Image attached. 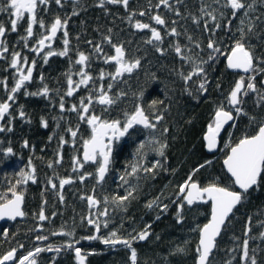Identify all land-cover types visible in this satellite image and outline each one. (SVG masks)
I'll list each match as a JSON object with an SVG mask.
<instances>
[{
    "label": "trees",
    "instance_id": "obj_1",
    "mask_svg": "<svg viewBox=\"0 0 264 264\" xmlns=\"http://www.w3.org/2000/svg\"><path fill=\"white\" fill-rule=\"evenodd\" d=\"M223 2L224 0H221L220 5L214 3V0L181 2L180 9L185 5L183 13L188 16L190 24H175L180 35L173 37L172 44L169 46V54L154 57L150 62L144 63L140 71L125 83V95L118 107L117 117L119 119H125L124 114L134 111L137 104H142L150 118L153 114H162L164 118L157 123L155 131L150 129L133 131L122 144L116 147L112 161L113 184L108 193L104 194L99 191L97 194L102 202L100 207L108 209V216H98V213L103 210L87 209L86 205L80 203L77 209L73 210L68 202L61 206L60 210L49 212L50 215L56 213L55 218L43 224V229L51 232H59L62 228L65 231H74V237L70 239L78 240L83 249L97 251L87 256V264H131L129 249L119 246L116 247V251L103 252L107 249L101 248L102 242L99 240L89 243L82 239V237L93 235L95 231L94 226L87 223L90 212L92 218H97L101 223L98 233L101 237H107L111 231H117L121 237L130 238L143 230L146 225L151 226L149 238L145 242H133V247L137 250V264H195L199 232L193 229L207 222L210 206L203 203L188 207L185 204L181 210L183 219L178 222V206L182 201V198L177 196L178 185L194 168L207 160L212 161L211 165H206L196 173L193 179L205 185L219 177L222 184H229V177L222 168V160L229 151L227 148L226 151L221 152L226 140L224 134L231 129V144H235L242 135L252 134L251 131L256 129V125L250 126L248 117L242 115L235 121L236 126L229 127L220 137L219 149L215 154H208L204 149L203 135L207 125L211 122L216 107L221 102L226 103L228 93L240 77L228 71L224 63L225 54L239 35L234 34L233 30L236 21L234 23L232 21L230 26L225 27L228 25L229 18L227 22H224L222 19L225 16L223 18L219 16L220 11L224 13L230 11L229 8L221 7ZM0 4L7 6L5 0H0ZM205 5L209 6V11L218 9L215 14L219 22H223L221 27L215 31L214 37L211 31L204 29V20L209 21L210 30L215 27V22L204 17L200 11ZM260 7L259 13L256 14V17L260 18L259 24L256 25L255 31L249 34L248 43L254 46L256 56L264 58V4ZM192 16L202 17L199 25L193 23ZM9 18V12H0V23L5 24ZM189 35L192 36L193 41L200 43L199 48L187 39ZM210 37L219 42L224 54L219 55L215 62L209 61L205 65L208 90L200 93L197 89L201 77L193 76L192 80L186 84L180 75V73L187 75L191 72L194 67L193 63L182 60L175 53L173 46L179 43L184 49L183 54L192 56L198 63L201 59L207 60L210 51L207 43ZM260 67H264V63L260 64ZM261 79L262 77L258 75L255 82L258 88L264 90L260 85ZM142 91L144 95L141 97L139 94ZM255 99V94L245 96L242 107L257 120L264 119V106H257L254 103ZM153 100L163 101V103H158L155 108H149ZM164 128L168 129L166 133H163ZM153 137L155 140L167 143L166 159L154 150L159 145L155 143ZM142 144L143 147H141ZM156 160H160L163 167L155 169L152 173L142 170L144 167L151 168ZM133 165L140 167L136 174L129 175ZM124 174L129 177L127 183L120 180ZM133 189L132 198L125 201L122 206L113 203V197L124 196L127 191ZM80 193H78L79 196ZM105 197L108 198L107 204ZM157 197L159 200L156 205L152 208L146 207ZM164 204L168 205L167 211L161 209V205ZM249 217H251L249 236L253 237L249 240L250 255L251 250L256 249L258 264H264V238L260 237V233L264 232V227L261 226V222H264V180L249 192L246 200L234 209L216 242L215 251L209 259L210 264H226L229 260L232 264H242L241 251L237 245L242 244L245 238L244 231L249 224ZM105 219L108 220L107 228L103 227ZM28 223L30 226L26 234L21 222L13 226L12 232L7 231V235H4V230L0 228V256L8 252L12 246L16 248L22 240L25 241V246L18 251V257L37 245L64 244L63 238L57 242L51 240L49 236L48 239H50L46 242L34 243L36 233H33L32 225L36 224L35 217L28 215ZM12 239L13 245L10 246ZM178 248L184 251L179 252ZM61 256L55 264H76L73 256L64 254Z\"/></svg>",
    "mask_w": 264,
    "mask_h": 264
},
{
    "label": "snow or ice",
    "instance_id": "obj_2",
    "mask_svg": "<svg viewBox=\"0 0 264 264\" xmlns=\"http://www.w3.org/2000/svg\"><path fill=\"white\" fill-rule=\"evenodd\" d=\"M180 0H177L179 3ZM6 7L4 4H0V12H9L11 17L10 20L11 31L16 32L18 22L23 20L27 16V28L26 35L21 37L25 43V47H28L29 38L34 36V25H39L41 29H45L46 25L42 18L38 19L37 13L40 11V6L48 5L49 0H5ZM55 3L63 7L62 0H55ZM214 3L220 5L221 0H214ZM78 0H73V15H78L76 7ZM106 4H122L125 9L128 8L129 0H99L98 6L104 7ZM256 4H264V0H224L221 7L230 8L232 10V16L236 17L237 13L243 11L244 17H249V23L247 25V31L244 27H240L237 31L240 33L239 38L235 39L230 47V50L225 54L226 56V67L231 70H240L246 75H241L234 83V86L228 93L226 97V103L221 102L214 111V116L211 122L207 125V130L203 136L205 146L208 151H213L218 148L219 137L222 130L225 126L234 127L235 121L240 116H247L249 120V125H256V131L253 134H244L235 144L230 142L226 145L229 149L226 157L223 160V166L226 169V173L229 175L230 183L224 185L221 183L220 178L217 177L214 180L208 182L205 185H201L199 181L194 180L193 177L203 169L206 165L210 166L212 161L207 160L204 163L200 164L197 168H194L187 176V178L178 185L179 191L177 193L178 198L182 197V201L178 206V222L183 219L181 215V210L185 204L191 206L197 202H203L205 204L210 203V218L202 226L197 225L194 228V231L199 232V242L196 247L197 260L196 264H210L209 257L210 254L216 248L217 238L220 236L223 226H225L226 221L230 219L231 214H233L234 209L237 208L244 200L247 199L248 194L251 190H254L259 186L260 182L264 180V119L257 120L255 116L249 115L245 109L242 107L244 103V97L249 94H255L256 99L254 103L257 106H264V90L257 87L256 77L257 75L264 73V67H260V64L264 63V58L256 56L254 46L248 43V36L250 33H253L256 28L255 21L250 19V12L255 10ZM161 5L166 8L173 7L169 4V0H159V3L156 5L159 8ZM209 6L205 5L200 9L204 17H208L211 21L215 22V27L211 30L209 29V21L204 20V29L205 31H211L212 36L214 37L215 31L221 27V24L218 20L217 15L215 14L217 10L209 11ZM176 14L180 15L179 9H176ZM136 13L132 12L128 16V20L132 23ZM139 15L143 16L145 13L141 11ZM225 13L223 11L219 12L220 18H223ZM193 23L199 25L202 17L192 16ZM70 17L61 19L59 15L55 17L50 26H47L46 33H42L39 38L36 40V43L30 49L32 52L36 53L37 56L42 55V60L46 64L49 61L50 57L60 56L66 57L69 55V39L67 32V24ZM259 17H256V20H259ZM151 20L155 21L157 25H166V21L162 18L161 15L156 14L151 16ZM245 21L241 18V25H244ZM175 24V21H173ZM231 20H229L228 25L230 26ZM132 27L137 30L149 29L151 32V38L148 39L147 43L154 44L162 42L161 32L156 28L152 27L149 23H142L139 20H135L132 23ZM63 30V49L56 51L52 49V41L57 37V33ZM111 33V29L108 30ZM6 34V28L3 23H0V58H3L4 54L8 52V48L3 37ZM170 36H178L180 33L177 31L176 27H172L168 33ZM187 39L194 43L197 48L200 47V43L193 41L191 35ZM104 42L111 45L114 49V55L104 56V62L115 63V71L113 73H105L101 70L99 74V79L102 81L106 75L110 76L113 81L118 80L124 74L132 73L135 69L140 67L141 61L139 58L129 60L126 56V50L122 43L114 44L112 43L111 35L104 37ZM89 44H92V41H88ZM175 53L181 57L185 62L191 61L194 65L193 70L187 75L180 73L182 79L187 84L188 81H191L193 76L201 77V80L198 84V92L204 93L207 92L208 76L206 72L205 65L209 61L215 62L219 55L224 54L222 48L218 41L210 37L207 43V48L210 50L207 60H199L197 63L192 56H185L183 54L184 49L182 46L177 43L174 46ZM45 49H48L45 51ZM156 50L161 54L164 53V49L161 47H156ZM103 51L101 45L98 43L94 46L95 53H101ZM190 51V49H189ZM90 56L85 54L82 51L77 52V59L74 61V64L80 65L78 72L73 73L71 67L68 72L65 73L67 78V91L64 95L60 96L59 109L61 112L65 111V98L72 97L81 86H87L89 82L94 80L93 76L87 70L89 67ZM36 59L31 61L29 65L28 57L21 56L20 52H13L10 67L15 69V83L14 86L8 90L7 99L3 102H0V120H4L5 116H10V108L12 104L16 101V95L21 92L22 89H25L23 94L25 96H45L49 95L51 91L48 86L45 84L42 89L36 92H28L26 90L28 83L33 81V70L36 66ZM73 74L79 77L78 80L73 79ZM40 80L43 82L44 76L40 75ZM7 88L5 81H0ZM261 84L264 85V81H261ZM219 87V85H217ZM113 88V84L109 83L107 85V90H105L104 85L101 84L98 89H95L97 92L96 96H93L91 93L87 97H81L79 105L72 104L67 111L77 112L80 121L86 122L90 126V136L87 139H83L82 148V160L79 156L72 157V171L78 172L80 169L84 168V165L88 162L98 163L96 169V178L97 183L103 182L105 179L106 173L109 171V166L112 162L113 154V145L115 141L120 140L124 137L130 129L134 126L142 125L145 129H150L155 131L157 129V123L163 120L162 114H153L150 118L149 114L146 113L145 108L142 104H137L134 111L131 113L126 112L125 119L122 122L119 119L107 120L103 119L100 115L95 114L94 111H91L94 101L101 106H111L120 99L121 96L125 93L121 92L117 96L113 97L109 93ZM187 90V89H186ZM141 97L144 95L143 91L139 94ZM87 100V103H85ZM11 102V103H10ZM163 101L153 100L149 104V108H155V106ZM18 115L20 118L30 122L26 113L23 111V106H21ZM53 119H57L53 117ZM11 124V120H9ZM41 126L44 128L48 127V121L41 117ZM59 127V124H57ZM11 132V127H5L3 124H0V133L2 132ZM66 131L70 133L72 137L71 143L75 145L76 137L79 131V125L76 129H73L69 126ZM168 131L167 128L163 129V133ZM53 137L49 136V140ZM155 140V137L152 138ZM69 141L65 140L64 136L61 135L59 139L58 151L56 152V160L49 161L48 167L53 168L54 163L60 164L63 160L62 148ZM155 143L159 145L158 148L154 149L159 156L165 157V149L167 148L166 142H160L155 140ZM23 147H28V141L23 142ZM143 147V144L141 145ZM4 156L10 157L14 155L12 147H8L4 153ZM99 158V159H98ZM140 166L133 165L132 171L129 175L136 174ZM163 165L160 160H156L151 168L144 167L142 170L146 173H152L155 169L161 168ZM54 175H56L54 173ZM92 173H84L79 175L78 179L83 182L86 177L91 176ZM20 178L16 181V185H26L29 182L33 184L36 183V169L32 164L31 158L28 160L27 171L24 169L20 170ZM59 179V199L61 202L64 200L63 189L65 185H70L74 182L71 176L63 178L58 177ZM121 180H124V177L121 176ZM48 184L51 185L52 189H56L57 185L51 177L48 178ZM125 183L127 181L125 180ZM16 185L9 189L11 193V199H6L0 197V220L5 218L9 220H16L18 217H24L26 215L25 211L22 208L24 203V192L16 191ZM133 191H127L124 196H115L112 198L113 203L117 206H122L125 201L129 200L133 196ZM82 199H87L90 208L100 204V201L95 198L94 195H89L86 197H81ZM159 197L155 200L150 201L146 207L152 208L157 204ZM108 198L105 197V203L107 204ZM46 203V201L44 202ZM162 211H167L168 205H161ZM56 213H53V216ZM98 216H108V209L105 208L103 212H99ZM48 217L45 215L43 206L38 214L39 221H45ZM159 219V217H157ZM87 223L94 226L97 234L82 237L86 240H100L104 245L115 247L117 245H123L130 250V262L131 264H137V250L133 247L134 241H145L150 235V225H146L143 230L136 233L135 235L130 236V238H124L118 235L117 231H111L107 237H101L98 235L101 229V223L97 218H92V213L90 212L89 217L87 218ZM251 217H249V224L246 226L244 231V240L242 244H238L237 247L241 251L240 260L242 264H258L256 257V249L249 250V240L253 237L249 236L251 231ZM261 226L264 227V222H261ZM42 225H38V228L42 229ZM103 227H108V220L103 221ZM51 235H63L69 238L74 237V231H65L63 228L59 232H52ZM4 235H7V229L4 230ZM260 237L264 238V232L260 233ZM159 237H157L158 239ZM48 236L38 235L36 236L37 241L47 240ZM239 240V238H235ZM79 244L78 240L70 239L67 243L60 246H53L49 244L46 247H35L34 250L28 251L27 254L19 257L18 260L15 259L17 255V248H12L10 251L6 252L3 256H0V264H8V262H13V264H37L36 257L43 252H55L60 253L62 249L69 250L74 249L75 258L78 264H85V259L88 255L93 253L84 252L82 253L81 248L76 245ZM23 248V245L19 246ZM177 251L183 252L184 249L178 248ZM235 251V249H233ZM53 264H55V257H53ZM226 264H232V261L229 260Z\"/></svg>",
    "mask_w": 264,
    "mask_h": 264
},
{
    "label": "flooded vegetation",
    "instance_id": "obj_3",
    "mask_svg": "<svg viewBox=\"0 0 264 264\" xmlns=\"http://www.w3.org/2000/svg\"><path fill=\"white\" fill-rule=\"evenodd\" d=\"M183 1L186 2V0H180V2L177 3V0H169V4L173 6L170 10L163 5L157 8L156 5L159 3V0H129L127 9H125L122 4H106L104 7H99V0H78L76 7L78 15H73V0H62L63 7L57 5L55 0H49L48 5L40 6V11L37 13L38 19L42 18L47 28L57 15H59L62 20L66 17H70L67 24L70 43L68 56L50 57L46 64L42 60L43 53L37 56L36 53L30 50L32 46L35 45L39 36L42 33H46V28L41 29L38 24L34 25V36L29 38L28 47H25V43L21 37L26 35L27 16L18 22L17 31L12 32L10 20L13 17H11L9 13L10 18L9 21L7 20L4 24L6 34L3 37L8 52L4 54L3 58H0V81H5L7 88H5L3 83H0V102L7 99L8 90H10L15 83V69L10 67L13 52H20L22 57L27 56L29 65L33 59L37 61L33 70V81L28 83L26 90L28 92H36L42 89L46 84L51 91L47 97L25 96L23 94L25 89H22L21 92L16 95V101L10 108L11 115H6L4 120H0V124H3L6 128H12L11 132L5 131L0 133V197L6 199L12 198L9 189L16 185V181L20 178V170L24 169L27 171L29 158H31L32 164L35 166L37 177V181L34 184L29 182L26 185H16V191L24 192V203L22 208L26 215L22 217V219L13 222L0 223V228L12 232L14 230L13 226L21 222L25 227L24 230L26 234L28 232L27 228L30 226L28 223V215H30L33 218L35 217L36 224L32 226L34 227L33 233H36V236H49L51 240L58 242L64 237L63 235H51V231H47L43 229V227L42 229L38 228V225L43 226L48 220L55 218V215H50L49 212L60 210L61 206L67 202L71 204L73 210H76L78 203H80L86 205L87 209H92L94 211L101 209L104 211V209L100 207L102 202L97 194L99 191L104 194L110 191V187L113 184L112 162L109 166L108 173L105 175V179L101 183H97L96 178L98 163L88 162L84 165V168L80 169L78 172L72 171V157L74 155L79 156L82 160V143L83 139H87L90 136V126H88L86 122L79 120L77 112L67 111V109L70 108L72 104L79 105L80 98L87 97L89 93L96 96L97 92L95 89H98L101 84L104 85L105 90H107V85L109 83L113 84V88L109 93L113 97L121 92L124 93L126 90L125 83L140 71L144 63L150 62L154 57H163L169 54V46L172 44L174 36L168 35V31L172 27H175V24H190L188 16L183 13V7L185 5L180 9V3ZM176 9H179L180 15L176 14ZM229 10V12L225 13V17L222 21L227 22L229 18V20L234 23L236 17L232 16V10L230 8ZM141 11H143L145 15H139ZM132 12L136 13L132 23H134L135 20H139L142 23H149L152 27H156L161 32L163 38L162 42L154 44L147 43L148 39L151 38V32L149 29L137 30L132 27V23L128 20V16ZM156 14L161 15L162 18L165 19L166 25H157L155 21L151 20V16ZM173 21H175V24H173ZM222 21L220 24H223ZM109 29H111V33L108 31ZM108 35H111L112 43L123 44L126 50V56L129 60L139 58L141 61L139 68L135 69L130 74H124V76L116 81H113L108 75H106L102 81L99 79L101 70L105 73H113L115 71L114 62L107 64L104 62L105 54L114 55V49L111 45L104 42V37ZM63 39V30H61L57 33V37L54 41L51 42L52 49L56 51L62 50L64 47ZM88 41H92V44H89ZM98 43L101 45L103 51L97 54L94 52V46ZM156 47L163 48L165 50L164 53L161 54L158 52ZM47 50L48 49H45V51ZM78 51H82L90 56L87 70L93 76L94 80L89 82L86 87L81 86L72 97H67L65 95V111L61 112L59 109L60 96L66 93L68 87L65 73L68 72L70 67L73 73L78 72L81 67L80 65L74 64V61L77 59ZM41 74L44 76L43 82L40 80ZM73 79L78 80L79 77L73 74ZM121 99H123V96H121L116 103L107 107L101 106L94 101L91 111H94L95 114L100 115L103 119H119L117 114L118 107L122 102ZM85 103H87V100H85ZM21 106H23V111L26 113L30 122L19 117L18 112ZM41 117H44L48 121L47 128L41 126ZM53 117L57 119H53ZM9 120H11V124H9ZM121 121L123 122L124 119ZM57 124H59V127H57ZM77 125H79V131L75 138V145H73L71 143L72 137L66 129L69 126L76 129ZM140 129L142 128L135 126L130 129L124 137L114 142L112 161L116 147L122 144L131 132ZM61 135L64 136L65 140L69 141V143L65 144L62 148L63 160L60 164L54 163L53 168H49V161L54 162L56 160V152L58 151ZM49 136L53 138L49 140ZM25 140L28 141V147L22 146ZM9 146L12 147L14 155L7 157L4 156L3 153ZM54 173L56 175H54ZM84 173H92V175L86 177V179L81 182L78 177ZM69 176L73 178L74 182L70 185H65L63 189L64 200L61 202L58 196L60 191L58 177L66 178ZM49 177L56 183V189H52L51 185L48 184L47 181ZM78 193H80V196ZM89 195H94L95 198L100 201V204L90 208L87 199L81 198L82 196L86 197ZM45 201L46 203H44ZM0 202L3 201L0 200ZM41 206H43L45 215L48 217L47 220L42 222L38 220ZM94 234H97L96 231H94L93 235ZM49 239L37 241L35 238L33 242L39 244ZM84 241L91 243L97 240L84 239ZM24 244L25 241L22 240V243L20 242L17 245V254L18 251L24 248ZM101 244V248L107 249L103 252L116 251V246L111 248V246L104 245L103 243ZM9 245H13V239L10 240ZM20 245H23V248H20ZM60 245L62 244L56 243L53 246ZM37 246L46 247L48 245ZM76 246L81 248L82 253H97V251L93 249H83L80 243ZM12 248H14V246H12ZM62 254L71 255L75 259L74 249H62L60 253L43 252L39 254V256L36 257L37 264H53V257H55L56 261L59 257H62ZM15 259L18 260L19 257L16 255ZM11 264H13V262H11Z\"/></svg>",
    "mask_w": 264,
    "mask_h": 264
},
{
    "label": "rangeland",
    "instance_id": "obj_4",
    "mask_svg": "<svg viewBox=\"0 0 264 264\" xmlns=\"http://www.w3.org/2000/svg\"><path fill=\"white\" fill-rule=\"evenodd\" d=\"M260 5L261 4H258V5H255V10L254 11H251L250 12V19L252 20V21H255V23H256V25L257 24H259V20H256V14H258L259 13V11H258V9L259 8H261L260 7ZM241 18H243L244 19V21H245V23H244V25H241ZM235 21H236V24H234V27H233V30H234V34H238V35H240V33L237 31V29L238 28H240V27H244V29H245V31H247V25H248V23H249V17H244V13H243V11H240L238 14H237V16H236V18H235ZM241 76V75H240ZM258 76V75H257ZM259 76H261L262 78L264 77V73H261V74H259ZM229 128V127H228ZM227 128V129H228ZM226 129V130H227ZM250 131H251V129H250ZM249 131V132H250ZM256 131V129H253L252 131H251V133L253 134L254 132ZM224 136H225V138H226V140L224 141V143H223V145H222V148H221V152L222 151H226L227 150V147H226V145L230 142L231 143V140H230V136H231V129H230V131H227L225 134H224ZM131 171H132V169H131ZM123 177H124V182L123 183H125V180L127 181L128 179H129V177L127 176V175H123ZM120 180H121V177H120ZM182 198V197H181ZM149 238V237H148ZM69 237H63V243L65 244V243H67L68 241H69ZM100 241V240H99ZM101 242V241H100ZM124 247V246H123ZM124 248H126V247H124ZM127 249V248H126ZM128 250V249H127Z\"/></svg>",
    "mask_w": 264,
    "mask_h": 264
},
{
    "label": "water",
    "instance_id": "obj_5",
    "mask_svg": "<svg viewBox=\"0 0 264 264\" xmlns=\"http://www.w3.org/2000/svg\"><path fill=\"white\" fill-rule=\"evenodd\" d=\"M224 63H225V67H226V57H225V61H224ZM226 69L228 70V71H230V72H232V73H234V74H238V75H246V74H244L243 72H241L240 70H231V69H228L227 67H226ZM261 81H264V77L260 80V85H261V87L264 89V85H262L261 84ZM235 123V122H234ZM135 127V126H134ZM137 127H140V128H142V129H145L142 125H137ZM228 127H230V126H225V128L222 130V132H221V135H220V137L224 134V132L226 131V129L228 128ZM207 130V129H206ZM130 131V130H129ZM206 132V131H205ZM205 134V133H204ZM204 136V135H203ZM220 137H219V139H220ZM203 143H204V149H205V151L208 153V154H215L217 151H218V149H219V144H218V148L216 149V150H213V151H208L207 150V148H206V146H205V141H204V139H203ZM226 157V156H225ZM224 160V159H223ZM223 160H222V168H223V170H224V172L226 173V169L224 168V166H223ZM226 175L229 177V175L230 174H227L226 173ZM195 204H203V202H197V203H195ZM195 204H193V205H195ZM209 204V206H210V208H211V205H210V203H208ZM187 205V204H186ZM193 205H191V206H193ZM188 207H191V206H189V205H187ZM232 215V214H231ZM210 218V209H209V216H208V219ZM19 219H22V217H18L16 220H19ZM13 221H15V220H9V219H7V218H5V219H3V220H0V223H3V222H13ZM227 222V221H226ZM223 228H224V226H223ZM223 230V229H222ZM221 235V234H220ZM220 237V236H219ZM219 237L217 238V240L219 239ZM146 241V240H145ZM145 241H138L139 243H143V242H145ZM198 242H199V234H198ZM217 242V241H216ZM119 246H123V245H117L116 247H119ZM214 251H215V249H214ZM213 251V252H214ZM213 252L210 254V257H211V255L213 254ZM74 256H75V252H74ZM210 257H209V259H210ZM75 260H76V258H75ZM196 260H197V258H196ZM76 263L78 264V262H77V260H76ZM8 264H11V262H8ZM85 264H86V259H85ZM195 264H196V261H195Z\"/></svg>",
    "mask_w": 264,
    "mask_h": 264
}]
</instances>
